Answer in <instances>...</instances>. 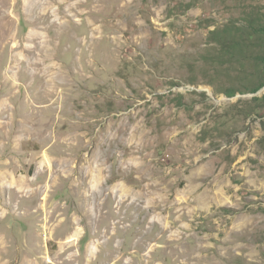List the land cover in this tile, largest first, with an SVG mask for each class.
<instances>
[{
    "label": "rangeland",
    "instance_id": "1",
    "mask_svg": "<svg viewBox=\"0 0 264 264\" xmlns=\"http://www.w3.org/2000/svg\"><path fill=\"white\" fill-rule=\"evenodd\" d=\"M254 7L8 0L0 264H264V88L200 61Z\"/></svg>",
    "mask_w": 264,
    "mask_h": 264
},
{
    "label": "trees",
    "instance_id": "2",
    "mask_svg": "<svg viewBox=\"0 0 264 264\" xmlns=\"http://www.w3.org/2000/svg\"><path fill=\"white\" fill-rule=\"evenodd\" d=\"M252 10L239 21L211 30L200 58L216 77L231 78L241 94H255L264 88V14L258 7ZM232 89H226V96L237 93ZM263 101L264 97L252 99L254 103Z\"/></svg>",
    "mask_w": 264,
    "mask_h": 264
},
{
    "label": "bare ground",
    "instance_id": "3",
    "mask_svg": "<svg viewBox=\"0 0 264 264\" xmlns=\"http://www.w3.org/2000/svg\"><path fill=\"white\" fill-rule=\"evenodd\" d=\"M8 5V0H1L0 1V9H2L3 10V8H5L6 6ZM4 12V11H3ZM5 13V12H4ZM6 14V13H5ZM10 27V26H9ZM8 30L9 29H6V27H5V29H3V33H4V35H6L7 33H8ZM7 39H9V38H7Z\"/></svg>",
    "mask_w": 264,
    "mask_h": 264
}]
</instances>
